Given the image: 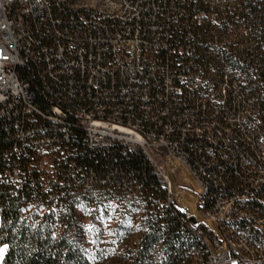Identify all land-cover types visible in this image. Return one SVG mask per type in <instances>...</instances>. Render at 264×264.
<instances>
[{
    "label": "built area",
    "instance_id": "obj_1",
    "mask_svg": "<svg viewBox=\"0 0 264 264\" xmlns=\"http://www.w3.org/2000/svg\"><path fill=\"white\" fill-rule=\"evenodd\" d=\"M101 4L0 0V177L16 183L35 172L51 198L58 177L126 191L153 178L181 235L207 237L197 248L211 264H264V106L228 71L213 94L209 55L179 34L216 28L228 0H126L118 15ZM169 158L196 177L199 210L221 238L177 201ZM231 158L237 179H228ZM173 256L170 264H201L188 249Z\"/></svg>",
    "mask_w": 264,
    "mask_h": 264
},
{
    "label": "trees",
    "instance_id": "obj_2",
    "mask_svg": "<svg viewBox=\"0 0 264 264\" xmlns=\"http://www.w3.org/2000/svg\"><path fill=\"white\" fill-rule=\"evenodd\" d=\"M229 8L218 10V16ZM240 26L249 29L241 35L240 45L252 42L251 47L234 52L218 51L209 47L215 23L210 21L207 30L201 27L183 28L180 39L187 35L198 49L209 55L203 65L218 62V69L229 68L238 85L258 107L264 106V0H240L236 8ZM231 17V16H230ZM209 38V39H207ZM204 42H207L203 45ZM235 54L239 55L234 59ZM224 72L223 70L220 71ZM220 73V74H221ZM136 163V162H134ZM56 178L49 197L38 174L30 172L21 181L0 177V264H95L90 252V238L85 223L75 211L76 187L68 185L67 178ZM143 197L165 202V190L153 178L140 188ZM44 206L45 210L40 211ZM157 212L159 204H155ZM154 209V210H155ZM156 212V213H157ZM162 219V220H160ZM161 222V223H160ZM147 231L141 233L134 249H124L117 258L102 254L100 264H155L154 250L160 244L165 264L174 261L173 255L190 246H199L189 234L181 235L178 221L167 211L149 221ZM186 245V246H185ZM202 254V252H200ZM205 257V255H203Z\"/></svg>",
    "mask_w": 264,
    "mask_h": 264
},
{
    "label": "rangeland",
    "instance_id": "obj_3",
    "mask_svg": "<svg viewBox=\"0 0 264 264\" xmlns=\"http://www.w3.org/2000/svg\"><path fill=\"white\" fill-rule=\"evenodd\" d=\"M228 4L229 8L216 18L217 23L220 24H217L214 32H211L213 38H207L209 47L214 49L213 53L222 50L234 52V49L240 50L252 46V42L243 44V47L240 45L241 35H246L245 30L249 32V29L240 26L237 20L235 9L239 8L240 0H228ZM188 39H191L190 35L185 38ZM206 43L204 42L203 45ZM235 55L234 59H238L239 55ZM205 68L207 87L215 95L218 94L220 87V71H228L234 76L229 68L218 69V62H213ZM167 170L177 201L183 206L188 217L194 216L198 222L207 225L221 238L216 221L212 217H205L199 210V195L202 191L188 166L169 158ZM49 183H52V180ZM75 190V211L85 223L87 236L90 238V252L93 260L97 261L95 264L101 263L102 254L115 259L124 249H134L141 233L147 231L148 222L155 220L160 212L164 213L166 210V203L161 198L152 199L151 204H148L141 189L126 191L112 187H87ZM180 190H183L182 195L179 193ZM155 204H159V212H157L158 208L155 209ZM39 209L44 211L45 207L41 206ZM209 242L211 243V240ZM3 253L2 248L0 255ZM154 253L155 264H165L160 244L156 246Z\"/></svg>",
    "mask_w": 264,
    "mask_h": 264
},
{
    "label": "bare ground",
    "instance_id": "obj_4",
    "mask_svg": "<svg viewBox=\"0 0 264 264\" xmlns=\"http://www.w3.org/2000/svg\"><path fill=\"white\" fill-rule=\"evenodd\" d=\"M94 0H76V2L89 3ZM104 4H101V12L104 15H118L122 12V7H126V0H118V3H114L112 0H102ZM257 144L260 147H264V137H257ZM234 156L233 147H225L223 151V161H230V157ZM238 177V158H231L230 171H228V179H237ZM262 171H253V180H261ZM234 226H242V219H234ZM189 235L194 238L199 246L206 247L207 237L203 233L198 231H189ZM186 246V245H185ZM188 250H191V259L193 261H201V264H211V255H205L200 253L197 246H190Z\"/></svg>",
    "mask_w": 264,
    "mask_h": 264
}]
</instances>
